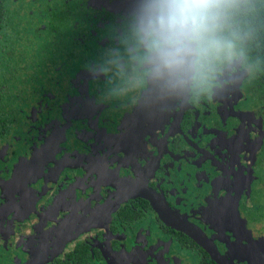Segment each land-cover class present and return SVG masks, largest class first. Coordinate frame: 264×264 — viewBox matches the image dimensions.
I'll list each match as a JSON object with an SVG mask.
<instances>
[{
  "label": "flooded vegetation",
  "instance_id": "obj_1",
  "mask_svg": "<svg viewBox=\"0 0 264 264\" xmlns=\"http://www.w3.org/2000/svg\"><path fill=\"white\" fill-rule=\"evenodd\" d=\"M144 2L0 0V264H264L255 67L152 78Z\"/></svg>",
  "mask_w": 264,
  "mask_h": 264
},
{
  "label": "clouds",
  "instance_id": "obj_2",
  "mask_svg": "<svg viewBox=\"0 0 264 264\" xmlns=\"http://www.w3.org/2000/svg\"><path fill=\"white\" fill-rule=\"evenodd\" d=\"M236 0H145L142 34L154 79L179 76L225 50L221 31Z\"/></svg>",
  "mask_w": 264,
  "mask_h": 264
},
{
  "label": "trees",
  "instance_id": "obj_3",
  "mask_svg": "<svg viewBox=\"0 0 264 264\" xmlns=\"http://www.w3.org/2000/svg\"><path fill=\"white\" fill-rule=\"evenodd\" d=\"M221 36L231 41V53L254 65L257 78L253 81L264 94V0H236L224 21ZM227 54L225 50L214 58L218 61Z\"/></svg>",
  "mask_w": 264,
  "mask_h": 264
},
{
  "label": "water",
  "instance_id": "obj_4",
  "mask_svg": "<svg viewBox=\"0 0 264 264\" xmlns=\"http://www.w3.org/2000/svg\"><path fill=\"white\" fill-rule=\"evenodd\" d=\"M149 197V196H147ZM150 200H153V197H149ZM153 203L154 208L156 209V211L162 215V207H158L157 203ZM168 213L164 214L166 216L162 217L166 220V221H170L173 217H178L180 218V216L175 215L174 213H172L171 211H167ZM184 229V228H183ZM184 231L186 233H188L190 236H192L193 238H195L197 240V242L203 246L207 252L210 253V255L212 256V258L218 263V264H241L238 261H233L230 258H228L226 255L222 254L219 250V248L216 246L215 242L212 239H209L208 236H206L203 232H201L197 227H195L194 225L191 228H185Z\"/></svg>",
  "mask_w": 264,
  "mask_h": 264
},
{
  "label": "rangeland",
  "instance_id": "obj_5",
  "mask_svg": "<svg viewBox=\"0 0 264 264\" xmlns=\"http://www.w3.org/2000/svg\"><path fill=\"white\" fill-rule=\"evenodd\" d=\"M244 70L246 71V75H244V77H247L248 76V73H249V78L252 76V74L250 73V71L252 70L251 69V66L249 65H244ZM237 93H242L240 90H237ZM43 220L41 219L39 222H38V225H36V227L38 228L37 230L40 231L44 226L45 224L42 222ZM34 230V229H32ZM36 231V229H35Z\"/></svg>",
  "mask_w": 264,
  "mask_h": 264
}]
</instances>
